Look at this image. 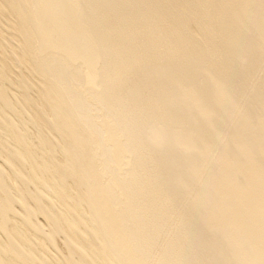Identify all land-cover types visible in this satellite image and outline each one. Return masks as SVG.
Listing matches in <instances>:
<instances>
[{
  "label": "bare ground",
  "instance_id": "6f19581e",
  "mask_svg": "<svg viewBox=\"0 0 264 264\" xmlns=\"http://www.w3.org/2000/svg\"><path fill=\"white\" fill-rule=\"evenodd\" d=\"M0 264H264V0H0Z\"/></svg>",
  "mask_w": 264,
  "mask_h": 264
}]
</instances>
